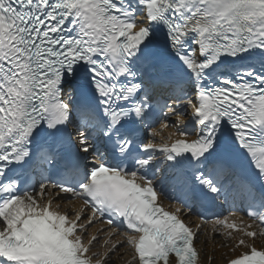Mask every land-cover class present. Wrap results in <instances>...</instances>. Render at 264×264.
I'll list each match as a JSON object with an SVG mask.
<instances>
[{"label":"snow or ice","instance_id":"obj_1","mask_svg":"<svg viewBox=\"0 0 264 264\" xmlns=\"http://www.w3.org/2000/svg\"><path fill=\"white\" fill-rule=\"evenodd\" d=\"M158 110L177 117L160 143ZM98 139L116 165L81 167L67 146ZM160 157L185 203L238 199L264 226V0H0V264H109L121 243L92 250L97 216L130 230V264H198L182 209L158 203ZM36 161L58 177L38 191ZM50 188L85 208L53 209ZM215 226L249 249L229 264H264V231Z\"/></svg>","mask_w":264,"mask_h":264},{"label":"bare ground","instance_id":"obj_2","mask_svg":"<svg viewBox=\"0 0 264 264\" xmlns=\"http://www.w3.org/2000/svg\"><path fill=\"white\" fill-rule=\"evenodd\" d=\"M171 119L174 120V122L168 123L164 119L160 121V123H167L169 126L161 131L160 137L155 141L156 143H160L161 139L166 140L170 135L174 138L175 133L177 132V124L175 117H171ZM160 123L155 127L159 128ZM180 127H182V125H180ZM50 197V195H47L48 199ZM52 206L53 209H55L56 206H59L61 212H67L70 216H74L76 212H80L83 209L79 202L61 200L53 201ZM85 219H87V217H85ZM105 227L106 225L94 223L87 229L88 237L96 236L98 238L95 242V247H93L92 250L98 251L103 255V253L108 251L111 244H115L119 241L121 246L107 257L109 264H130L132 248L125 242V237L111 235L112 233H115V231L111 230L107 232V230L104 229ZM228 232L229 229L213 227L200 230L197 238V245L200 250V256H202L205 264L225 263L229 258L235 256L239 249H245V247H242L235 242V232H233L231 239L227 235ZM88 237H86V239ZM255 243L258 246L264 247V236H257Z\"/></svg>","mask_w":264,"mask_h":264}]
</instances>
